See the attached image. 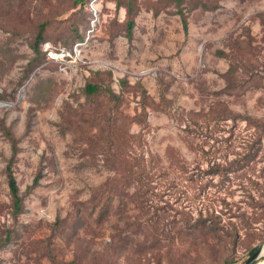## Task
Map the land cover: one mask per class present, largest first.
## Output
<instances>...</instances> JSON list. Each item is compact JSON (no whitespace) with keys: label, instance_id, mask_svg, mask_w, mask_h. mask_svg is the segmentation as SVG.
Masks as SVG:
<instances>
[{"label":"rangeland","instance_id":"obj_1","mask_svg":"<svg viewBox=\"0 0 264 264\" xmlns=\"http://www.w3.org/2000/svg\"><path fill=\"white\" fill-rule=\"evenodd\" d=\"M90 1L0 0V118L17 141L12 172L24 196L13 217L0 129V239L11 232L0 264H243L264 242V0H203L218 6L185 11L186 28L169 0H135L130 38L123 5L95 0L93 12ZM87 81H109L120 109L138 113L116 138L150 179L145 192L143 177L116 195L101 223L84 202L114 170ZM76 210L72 227L54 224ZM117 232L122 245L106 247Z\"/></svg>","mask_w":264,"mask_h":264},{"label":"trees","instance_id":"obj_2","mask_svg":"<svg viewBox=\"0 0 264 264\" xmlns=\"http://www.w3.org/2000/svg\"><path fill=\"white\" fill-rule=\"evenodd\" d=\"M85 0H74V4L81 3L83 4ZM169 2H172L176 8V12L180 15L181 21L183 24V27L186 28V12L189 10H193L195 8L201 7L203 9H214L218 5L212 4L203 0H169ZM116 6L123 5L125 7V12L127 16L126 20V30L125 35L130 38L131 37V29L134 25V14L137 11V7L135 8V0H116L115 2ZM186 11V12H185ZM260 23L264 26V11L259 12L258 14ZM46 27V21H42L38 23L36 26V29L33 33V38L31 40L30 47L32 48L33 52L35 54L39 53V45L43 41L46 40L44 30ZM79 38H81L79 36ZM82 39V38H81ZM224 54V52L222 53ZM42 61V60H41ZM38 59V56L35 59L29 60L28 64L25 66L23 75L21 79L19 80V86L22 85L23 81L27 80L30 73L32 72L33 68L37 66L40 62ZM241 65L246 66L247 62L241 58ZM236 69V67L233 66L231 63L228 67V72H232ZM107 77L110 76V70L106 72ZM100 81V80H98ZM98 81H87L83 87V94L85 98L93 105L97 104V100H100V108L97 110V116L100 122L103 123V127L106 129L103 131L102 138L104 141L99 145L101 148L100 151H103V155L106 158V163H108L112 169L114 170L113 175L109 176L107 179H105L103 182L99 183L96 186L91 187V193L88 200L84 202V204L91 207V210L93 212H96L97 216L95 220L99 223L104 221V217L107 213V209L109 205L111 204L112 200L116 195L121 196L122 194H127L126 189L133 185V183L138 182L139 187L144 186L146 182L143 183V177L147 179V183L145 184V190L147 191L148 183L150 181L149 177L143 176L142 171L145 170V168H141V158L132 154L129 152V154L126 152L125 148L122 146L121 143L118 142V138H116L117 134L119 133V124L126 120L125 124H130L131 120H135L138 113H136L133 116H130L127 113H124L120 109V105L122 102L125 101V98L121 92H115L114 89L111 87L109 81L105 84H102ZM121 85H126L127 80L125 78L120 79ZM138 86L141 88L140 84ZM141 91L144 93V90L141 89ZM0 97H2L0 95ZM144 109V106H142ZM139 116V115H138ZM0 129L2 133L5 135V137L8 138L10 142V148L11 153L9 158L7 159V162L5 164V177H6V183L8 187V193L10 198V207H11V214L13 217L18 215L22 211L23 206V194L20 193L15 176L12 172V163L14 161V156L17 152V141L13 137L12 132L10 129L5 125L3 119L0 118ZM262 132L264 133V127L262 129ZM262 133L260 134L259 139L261 138ZM101 138V139H102ZM264 138V135H263ZM127 143V141H126ZM129 144V140H128ZM132 144V141H131ZM141 159V160H140ZM150 172V169L146 172ZM38 183V177H35L33 179V182L30 186H27L26 192H28L33 186H35ZM78 211H73L72 214H69L63 218L57 217L54 221L55 225H61V224H68L70 227H72V223L77 221L79 218ZM149 219H152L151 217ZM160 216H157V218L154 220V224L159 225ZM201 215L198 216V218L195 220L196 222L202 221ZM131 224V221L126 223V226L123 228L124 230L128 229V226ZM139 225L143 226L142 222H139ZM209 226L210 231L218 229L216 226V222H211L207 225ZM162 230H166L165 227H161ZM120 232H117V234L112 235L111 240L108 241L107 245H111L114 243L122 245L121 237L119 236ZM119 236V237H118ZM11 238V232L10 230L6 231L5 236L0 239V247L7 242L10 241ZM255 249L253 247L250 250L251 252ZM99 252V251H96ZM101 253V252H100ZM98 253V254H100ZM102 254V253H101ZM93 264V263H92ZM100 264V263H99ZM223 264H233V261L228 258L224 261Z\"/></svg>","mask_w":264,"mask_h":264},{"label":"water","instance_id":"obj_3","mask_svg":"<svg viewBox=\"0 0 264 264\" xmlns=\"http://www.w3.org/2000/svg\"><path fill=\"white\" fill-rule=\"evenodd\" d=\"M0 104H1V102H0ZM263 243H261L255 247V249L251 252L249 257L243 262V264H257L259 262V260L264 257Z\"/></svg>","mask_w":264,"mask_h":264},{"label":"built area","instance_id":"obj_4","mask_svg":"<svg viewBox=\"0 0 264 264\" xmlns=\"http://www.w3.org/2000/svg\"><path fill=\"white\" fill-rule=\"evenodd\" d=\"M90 9L93 11V12H96V3H95V0H91L90 3Z\"/></svg>","mask_w":264,"mask_h":264},{"label":"bare ground","instance_id":"obj_5","mask_svg":"<svg viewBox=\"0 0 264 264\" xmlns=\"http://www.w3.org/2000/svg\"><path fill=\"white\" fill-rule=\"evenodd\" d=\"M263 246H264V243H263ZM257 264H264V257L262 259H260Z\"/></svg>","mask_w":264,"mask_h":264}]
</instances>
